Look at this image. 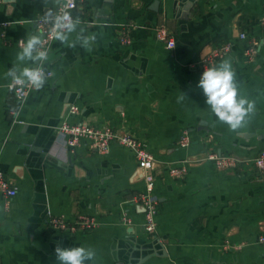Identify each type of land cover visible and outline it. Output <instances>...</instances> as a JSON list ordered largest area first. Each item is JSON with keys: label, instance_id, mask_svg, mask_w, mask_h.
<instances>
[{"label": "crops", "instance_id": "0c3cea01", "mask_svg": "<svg viewBox=\"0 0 264 264\" xmlns=\"http://www.w3.org/2000/svg\"><path fill=\"white\" fill-rule=\"evenodd\" d=\"M54 8L55 0H0V171L16 189L7 209L0 196V264H58L57 246L91 248L87 264H264L257 243L264 177L249 163L234 172L217 171L211 161L188 164L212 152L247 161L264 150V0H85L73 13L77 31L66 42L55 39L43 63L52 78L19 106L6 88L9 72L37 62L17 61V44L39 35L35 21ZM159 25L173 36V49L156 41ZM80 28L95 37L87 47ZM227 45L215 66L230 61L239 92L254 102L235 130L196 87L199 61ZM69 106L79 115L68 114ZM63 122L124 129L144 143L155 160V236L143 232L136 198L144 182L132 151L112 144L99 155L86 141L67 149L57 134ZM183 131L190 137L184 149L177 146ZM186 165L184 180L169 177L170 167ZM77 215L98 226L70 235L47 224L49 216Z\"/></svg>", "mask_w": 264, "mask_h": 264}, {"label": "built area", "instance_id": "2783aa9c", "mask_svg": "<svg viewBox=\"0 0 264 264\" xmlns=\"http://www.w3.org/2000/svg\"><path fill=\"white\" fill-rule=\"evenodd\" d=\"M85 0H55V8L52 16L50 18L39 17L35 21V28L40 35L43 48L47 50V56L51 51L52 45L55 41L54 36L51 34V18L56 14H63L65 12L73 13ZM261 27L264 31V17L260 19ZM156 41L165 44L168 49H173L175 46L174 38L164 25H159L155 29ZM240 40H245L246 35L244 33L239 34ZM119 41L122 44L128 43V38L123 36L119 37ZM23 42H18V47H22ZM256 41H252L247 49L245 50V55L248 59H253L255 56ZM229 52V46H221L220 48H215L211 50L209 54L203 57L198 63V70L200 71V76L204 70L209 67H215L218 60L222 59L226 53ZM44 62L34 66H42L45 73V80L52 78L51 71L45 69ZM7 91L13 95L14 99L19 106H22L28 95L32 91H38L39 89L33 88L30 84L16 85L13 80L9 82L6 86ZM67 112L70 115H79V109L76 106L67 107ZM14 122H17L18 110L14 113ZM57 134L64 140L67 149L73 150L79 147L81 141H86L88 143L89 149L95 151L99 155H106L109 153L112 144L123 146L132 151L135 160L137 162L136 176L144 182V190L136 198L137 204L142 209L144 216L143 232L147 237H153L156 235L157 223L156 216L158 213L159 202L157 197L154 195V174L153 170L155 168L154 157L147 151L144 143H141L133 134L127 132L124 129H115L112 127L97 128L82 122L75 124H68L63 122L57 128ZM7 142V138L3 140L2 146ZM190 145V137L186 131H183L180 135L177 146L179 148H186ZM203 161H211L215 169L221 172H234L240 171L247 166V163L252 165V169L261 177H264V150L260 151L254 158L244 161L233 155H220L218 153L212 152L205 157L196 158L188 160V164L193 165ZM169 177L175 181H182L186 178L188 174V168L186 166L180 167H170L168 171ZM16 195V189L11 186L5 175L0 171V196L4 201V208L10 207L12 199ZM122 221L126 224L128 220L126 215H123ZM48 226L53 231L65 232L70 235H75L77 233H89L94 230L98 224L93 217L87 215H77L72 220H66L64 217H53L49 216ZM257 243L259 245H264V233L257 237ZM242 245L229 246L224 245V249L228 250L230 248L238 250Z\"/></svg>", "mask_w": 264, "mask_h": 264}, {"label": "clouds", "instance_id": "9594fccd", "mask_svg": "<svg viewBox=\"0 0 264 264\" xmlns=\"http://www.w3.org/2000/svg\"><path fill=\"white\" fill-rule=\"evenodd\" d=\"M81 21L73 18L70 13L56 14L51 18V34L55 39L66 42L70 34L76 32ZM80 28L78 39L87 47L94 36L83 35ZM48 58L47 50L43 48V42L39 35H30L22 44L16 54L19 62H42ZM9 75L16 85L30 84L35 89H40L45 83V73L42 66L13 67ZM235 73L230 61H222L215 67L204 70L196 84V87L205 97V103L220 122L227 124L231 129L240 128L247 116L254 110V102L242 95L235 83ZM58 264H87L95 255L91 248L60 247L55 249Z\"/></svg>", "mask_w": 264, "mask_h": 264}]
</instances>
